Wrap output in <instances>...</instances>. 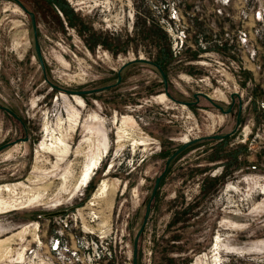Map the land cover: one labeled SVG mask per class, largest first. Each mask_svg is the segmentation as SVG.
Here are the masks:
<instances>
[{"label":"rangeland","instance_id":"1","mask_svg":"<svg viewBox=\"0 0 264 264\" xmlns=\"http://www.w3.org/2000/svg\"><path fill=\"white\" fill-rule=\"evenodd\" d=\"M20 1L34 14L44 69L30 15L0 0V105L17 116L0 109V145L27 137L0 151V185H24L12 193L23 207L0 213V264H133V238L167 158L188 140L228 132L169 162L136 264H211L218 236L235 249L221 252L222 264H264V0ZM134 58L148 62L119 72ZM118 72L119 83L78 95L82 106L50 85L96 88L114 84ZM195 93L224 110L233 94L232 110ZM71 106L82 121L98 116L109 136L90 182L72 196L65 191L86 162L75 156L86 135L80 121L59 169L39 150L45 121L61 117L71 134ZM123 116L146 145L118 146ZM104 178L105 192L92 199ZM32 194L39 198L28 204Z\"/></svg>","mask_w":264,"mask_h":264},{"label":"bare ground","instance_id":"2","mask_svg":"<svg viewBox=\"0 0 264 264\" xmlns=\"http://www.w3.org/2000/svg\"><path fill=\"white\" fill-rule=\"evenodd\" d=\"M62 96L65 98L66 102L69 103V98L67 95L62 93ZM73 96L74 100L82 106V99L78 95H70ZM209 96V95H208ZM210 97V96H209ZM211 98V97H210ZM70 113L68 120H70V131L69 135L64 134L62 131V124L64 122L63 118L59 117L57 122L49 123L48 121L44 122L43 131L44 137L42 142L39 145V150L42 152L48 153L55 158L53 163V170L59 169V166L65 162L66 158L69 156L71 151V146L67 141L71 136L72 132L77 129L78 122L80 121V125L83 128V132L86 135L80 140L78 147L75 151V156L78 158L80 156L85 155L86 162L82 167L79 179L71 190H66V193H70V196L75 195L77 191H80L81 188L86 186L94 171L99 167L100 161L106 154V151L109 147V136L107 133V129L103 125V122L96 115L92 117H87L82 121V117L79 115V111L75 108H70L68 110ZM134 121L127 117L123 116L120 125L117 129V144L119 147L124 146L126 142H130L133 147L136 146H144L149 141L146 137H141L137 133H133ZM136 131V130H135ZM137 132V131H136ZM74 134V133H73ZM83 141L88 142L87 144H81ZM87 146L89 149L84 153L83 146ZM60 179L66 180L65 172L60 176ZM17 186H24L22 183H17L16 185H0V213L8 212L11 210H17L19 207H23V200L12 195L14 193V189ZM106 190V180L102 179L93 195V198L99 197ZM64 192V190H62ZM264 192V191H263ZM6 196V197H4ZM39 198V194H32L27 198V203L31 204L36 199ZM90 204H93L90 203ZM224 225V224H222ZM1 243V242H0ZM264 244V240L262 242ZM229 248V247H228ZM227 249L226 246L221 242V237L218 236L215 241L214 247L211 250V264H222L221 262V252ZM237 249H248L245 246H241ZM235 249L226 250L228 252H234ZM238 252V250H236ZM22 257V255H20ZM20 257V258H21ZM19 258V259H20Z\"/></svg>","mask_w":264,"mask_h":264},{"label":"water","instance_id":"3","mask_svg":"<svg viewBox=\"0 0 264 264\" xmlns=\"http://www.w3.org/2000/svg\"><path fill=\"white\" fill-rule=\"evenodd\" d=\"M14 1H16L22 7V9H24L30 15L31 27H32V31H33V45H34V48H35V52H36V56H37L38 62L40 64V66L42 67V69H44V62H43V58H42V55H41L40 47H39V44H38V40H37V29H36V23H35L34 14L32 13V11L28 10L20 0H14ZM133 62H148V61L145 60V59H142V58H134V59H132V60H130V61L122 64L120 66V68H119V72L125 66H127L128 64L133 63ZM153 64L155 65V67L157 68V70L159 71V73L161 74L162 80H163V83H164V86H166L167 81H166V76H165L163 70L161 69V67H159L155 63H153ZM119 72L117 74V79H116V82L114 84L104 85V86H100V87H96V88H88V89H66V88H61L59 86H56L54 84H50V85L52 86V88L61 90V91L65 92L68 95H86V94H93V93H97V92H100L102 90L108 89L112 85H115V84L119 83V81H120V73ZM194 96L196 98H197V96H202L205 100H207L208 102H210V104H212L214 107L218 108L223 113L230 112L231 106L228 107L226 110H224L220 105H218L217 103L213 102L212 99L207 94H205V93H195ZM230 97L233 99L234 95L231 94ZM180 103L185 104V105H189L192 102H186V101H184V102H180ZM0 109L6 111L13 118L17 119L16 114H14V112L12 110H10L9 108L0 105ZM231 133L232 132H228V133H225V134L212 135V136H206V137H200V138H195V139H192V140H188L185 144H183L179 148H177L167 158V160L164 163V167H163L161 173L158 174V176H156L155 179H154V183H153V186H152V189H151V192H150V196H149V198H148V200L146 202V205H145V209H144V214H143V218H142L141 225H140L139 229L137 230V232H136V234H135V236L133 238V250H132V263L133 264H136V252H137L136 247H137V242H138L139 235L141 234V232H142V230L144 228V225L146 223L148 214L150 212L151 202H152V200H153V198L155 196V193H156V190H157V188H158V186L160 184V181L163 178V176H164V174H165V172H166V170L168 168L169 162L176 155H178L179 152L181 150H183L186 146H188V145H190V144H192V143H194L196 141L207 140V139H210V138H218V139H221L223 137L229 136ZM26 139H27V137H23V138H17L14 141H8V142L0 145V151L3 150V149H5V148H7V147H9V146H12L14 143H16L19 140L26 141Z\"/></svg>","mask_w":264,"mask_h":264},{"label":"flooded vegetation","instance_id":"4","mask_svg":"<svg viewBox=\"0 0 264 264\" xmlns=\"http://www.w3.org/2000/svg\"><path fill=\"white\" fill-rule=\"evenodd\" d=\"M197 99V98H196ZM230 99H231V109H230V111L232 110V107H233V104H234V99H232L231 97H230ZM4 111V110H3ZM239 118V111L236 113V120H239L238 119Z\"/></svg>","mask_w":264,"mask_h":264},{"label":"trees","instance_id":"5","mask_svg":"<svg viewBox=\"0 0 264 264\" xmlns=\"http://www.w3.org/2000/svg\"><path fill=\"white\" fill-rule=\"evenodd\" d=\"M58 2V1H57ZM156 65H158L159 67H161V69H162V66L157 62V64ZM163 70V69H162ZM90 182V181H89Z\"/></svg>","mask_w":264,"mask_h":264}]
</instances>
